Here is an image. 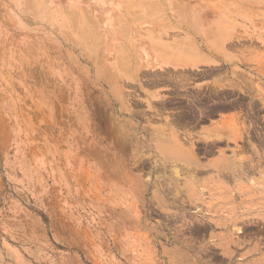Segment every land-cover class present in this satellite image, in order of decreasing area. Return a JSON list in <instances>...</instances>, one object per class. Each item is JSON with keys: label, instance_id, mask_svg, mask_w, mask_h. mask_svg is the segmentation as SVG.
<instances>
[{"label": "rangeland", "instance_id": "obj_1", "mask_svg": "<svg viewBox=\"0 0 264 264\" xmlns=\"http://www.w3.org/2000/svg\"><path fill=\"white\" fill-rule=\"evenodd\" d=\"M0 264H264V0H0Z\"/></svg>", "mask_w": 264, "mask_h": 264}, {"label": "bare ground", "instance_id": "obj_2", "mask_svg": "<svg viewBox=\"0 0 264 264\" xmlns=\"http://www.w3.org/2000/svg\"><path fill=\"white\" fill-rule=\"evenodd\" d=\"M237 167V166H236Z\"/></svg>", "mask_w": 264, "mask_h": 264}]
</instances>
